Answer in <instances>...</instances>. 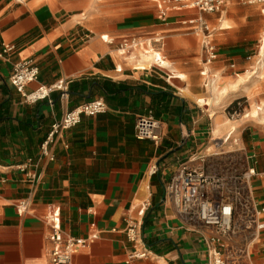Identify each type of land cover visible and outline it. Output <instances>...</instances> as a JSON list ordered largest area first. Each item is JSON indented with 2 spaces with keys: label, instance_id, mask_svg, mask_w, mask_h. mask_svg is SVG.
Instances as JSON below:
<instances>
[{
  "label": "crops",
  "instance_id": "crops-1",
  "mask_svg": "<svg viewBox=\"0 0 264 264\" xmlns=\"http://www.w3.org/2000/svg\"><path fill=\"white\" fill-rule=\"evenodd\" d=\"M35 1L0 0V52L3 43L16 45L0 56V264H50V227L44 215L51 205L61 207L67 233L97 235L89 246L76 248L73 264H207L203 228L189 225L176 212L165 184L189 159L215 173L254 169L249 178L254 205L264 208V51L255 54L264 31L261 7L249 4L227 17L223 8L222 14L173 11L162 22L152 0L151 12L138 8L123 18L112 14V5L99 12L96 1L91 5L94 0ZM193 16L214 25L218 59L209 69L217 81L208 89L200 74V35L180 22ZM156 34L163 40L154 45L187 78H174L167 67L135 68L116 54L123 38ZM258 35L256 45L249 47ZM148 49L139 53L150 55ZM27 59L40 69L38 79L26 86L27 95L59 81L68 84L66 95L56 90L33 102L18 92L10 75L15 63ZM251 68L257 70L252 77L245 73ZM96 98L106 101L107 111L83 116L78 125L56 134L49 144L55 159L42 156L52 124ZM239 101L245 112L254 105L260 109L230 118L228 111ZM150 111L161 122L158 143L135 136L138 117ZM217 122L220 132L215 134ZM29 158V170L40 175L35 186L17 168ZM154 164L158 170L151 173ZM22 199L29 206L19 214L16 205ZM145 202L150 205L142 211ZM142 213L150 255L128 262L131 244L124 219L141 218ZM258 222H264V210ZM255 241L264 246V229L257 230Z\"/></svg>",
  "mask_w": 264,
  "mask_h": 264
},
{
  "label": "built area",
  "instance_id": "built-area-1",
  "mask_svg": "<svg viewBox=\"0 0 264 264\" xmlns=\"http://www.w3.org/2000/svg\"><path fill=\"white\" fill-rule=\"evenodd\" d=\"M152 1L157 7L158 19L167 22L173 11L196 10L203 13H216L220 12L232 0ZM240 1L259 5L264 14V0ZM180 22L191 26L192 30L200 35L204 53L203 67L200 74L203 77L205 89L212 88L217 81V75L209 69L213 62L218 59V49L213 37L215 30L202 16L184 18ZM85 38H89L88 33ZM103 38L109 42L114 41L113 38L109 39L108 36ZM144 39L140 36L125 37L118 43L117 51L120 55L127 57L133 53L140 54L142 47L146 46L149 48L147 53L151 55L150 68L166 69L165 62L167 60L158 47L154 45V43H161L163 36L156 34L153 38ZM15 49L16 45L14 43H3L0 56L7 55ZM262 51H264V31L255 54L260 55ZM252 56L253 54L248 58ZM262 61L263 57L257 61V65H261ZM116 71L121 72L122 68L117 67ZM39 72V66L33 60L19 61L13 66L10 82L27 100L33 102L48 98L56 90L62 91L63 95H66L68 84L64 81L56 82L51 86L39 85L32 93L27 95L25 92L26 86L38 79ZM248 72L250 73L249 76L252 77L257 73V70L254 68L245 69V73ZM107 109L106 101L103 98H96L68 110L59 121L52 124L46 140L41 145L42 156L54 160L55 155L50 151L49 144L54 140L56 134L75 127L81 122L83 116L101 114L106 112ZM228 114L230 118H234L240 116V114L248 116L250 112H245L244 104L239 101L228 111ZM160 130L161 122L154 116L153 111H150L148 114L138 117L135 125V136L137 139H149L158 143L161 139ZM200 160L204 162V157H201ZM32 163L33 159L29 158L27 162L19 164L17 168L35 186L40 179V175L29 170V165ZM157 170L158 166L154 164L151 166L150 172L156 173ZM255 173L254 169H249L247 172L237 175L210 172L206 169L205 164L195 165L189 159L181 163L166 182L165 192L173 202L176 212L189 225L203 228L201 239L206 248L207 264H239L236 257L228 255L226 242L233 236H253L255 241L257 230L264 229V222H258V216L264 208L261 210L256 209L249 184V178ZM149 205V202H145L142 211L147 210ZM28 206L26 199L20 200L16 205L18 213L26 212ZM142 215L143 213L141 218L129 215L124 219V233L131 244L127 257L128 262L137 258H147L150 255L142 233ZM44 219L50 227V264H73L76 248L89 246L90 239L97 236L93 234L91 238H85L67 233L62 227V213L59 205L49 206ZM260 264H264V257Z\"/></svg>",
  "mask_w": 264,
  "mask_h": 264
},
{
  "label": "rangeland",
  "instance_id": "rangeland-1",
  "mask_svg": "<svg viewBox=\"0 0 264 264\" xmlns=\"http://www.w3.org/2000/svg\"><path fill=\"white\" fill-rule=\"evenodd\" d=\"M43 1H47V0H36L35 4L41 3ZM95 1L97 2L99 12H101V10L105 11V8L107 6L112 5L113 6L112 14L114 16H121V18L137 13L138 8H141V12H146V13L151 12L155 8V7H153L154 5L151 2V0H95ZM244 6H250V5L243 3L240 0H232L231 2H229L228 4H226L223 7V10L224 9L227 10V12H224L226 14H224V13L223 14L227 17L231 14H236L237 12L239 13V8H242ZM176 13H178V12H176ZM180 13H183L186 16H190L193 13V11H182ZM259 13H261V12L259 11ZM216 14H222V13L219 12ZM263 19H264V17H263ZM170 21H172V20H170ZM224 23L225 22H223V24ZM211 25H212V27H214V25L212 23H211ZM263 27H262L261 31H263V29H264ZM183 32H185V31L183 30ZM259 36L260 35H258L256 37H252V38L256 40L259 38ZM256 43H257V40L252 42V43H249L248 46L253 47L256 45ZM252 50H254V48ZM166 60H169L171 63H173L174 67L179 72L184 73V71L181 70L177 65H175L174 62L169 57H167ZM166 70H168V69H166ZM247 77H248V75H247ZM177 81L178 80L176 79L175 80L176 84L179 83ZM179 85H182V84H179ZM217 91H220V89L219 90L217 89ZM225 245L227 248L228 255L230 256L231 254H233V256L236 257L239 264H258V263H261V261L264 257V246L261 245V242L254 241L253 236H247V237L233 236L232 238H230L226 242ZM252 245H254L252 248L253 253L250 256H248V258H247L246 257L247 251H248L249 247H251Z\"/></svg>",
  "mask_w": 264,
  "mask_h": 264
},
{
  "label": "bare ground",
  "instance_id": "bare-ground-1",
  "mask_svg": "<svg viewBox=\"0 0 264 264\" xmlns=\"http://www.w3.org/2000/svg\"><path fill=\"white\" fill-rule=\"evenodd\" d=\"M91 5L93 7L95 6V0L92 1ZM224 24L228 25L229 23L225 22ZM116 54H119V52H116ZM126 58L133 64L134 67L139 68V69H145V68L149 67L151 64V55H148L145 52H141V54L133 53L130 56H127ZM120 66H122V65H120ZM165 66L168 68L169 72L174 76V78H179V79L180 78H183V79L187 78V76L184 73L179 72L174 67L173 63H171L169 60H167L165 62ZM242 78L243 77H241V80H242ZM37 94H39V93H37ZM258 109H259V106L254 105L251 108V110H249V112H250V114L255 115L258 113ZM220 125L221 124L219 122H217V125H216L215 130H214L215 134H218V132H220ZM209 151H211V149H209ZM252 253H253V250L251 247H249L247 256L246 255L245 256L248 258V256L251 255ZM230 256H233V254H231Z\"/></svg>",
  "mask_w": 264,
  "mask_h": 264
}]
</instances>
